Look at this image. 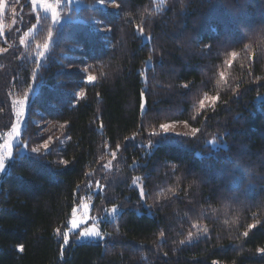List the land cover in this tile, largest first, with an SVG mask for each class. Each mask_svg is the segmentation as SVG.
Listing matches in <instances>:
<instances>
[{
	"label": "trees",
	"instance_id": "1",
	"mask_svg": "<svg viewBox=\"0 0 264 264\" xmlns=\"http://www.w3.org/2000/svg\"><path fill=\"white\" fill-rule=\"evenodd\" d=\"M5 1L30 13L28 0ZM81 1L62 9L61 25L42 15L30 21L37 27L28 55L15 65L13 87L5 85L28 93L27 148L17 146L0 174V264H264V0H125L122 9ZM44 43L50 51L38 69ZM85 67L95 83L83 82ZM81 90L85 98H75ZM206 93L220 97L215 111L211 101L199 109ZM0 108L1 133L12 115L2 100ZM184 121L202 130L195 141L169 134L154 137L155 148L141 146L160 124ZM49 136L48 154L31 151ZM90 196L95 212L116 206L119 215L102 223L104 242L62 250L56 229L67 230L72 208ZM205 227L208 239L180 244Z\"/></svg>",
	"mask_w": 264,
	"mask_h": 264
},
{
	"label": "snow or ice",
	"instance_id": "2",
	"mask_svg": "<svg viewBox=\"0 0 264 264\" xmlns=\"http://www.w3.org/2000/svg\"><path fill=\"white\" fill-rule=\"evenodd\" d=\"M57 2L59 3V0H57ZM31 6H32V10L34 12H37V22H39V20L41 19V17L38 15L39 11L42 9L44 13H48L49 11H51L52 13V21L53 24H59L60 20L58 19L57 15H56V10L55 8H53L50 4L44 3V0H30ZM99 3L101 5L104 6H108V4L110 3L113 7H115L116 9H122L125 5V0H120V2H117V0H99ZM4 11V2L3 0H0V14H2ZM21 20H23V18L21 17ZM15 23V21H14ZM97 25H98V30H102V31H107V32H111V27L110 26H102L103 25V21H96ZM36 25H32V28H35ZM32 28H29L27 32L24 33L23 36L20 37V44L23 45L27 42V36L28 34L32 31ZM16 31H19V29H16ZM137 32L140 35L144 34V29L141 27H137ZM4 35L3 31L0 30V36ZM147 39H150L149 37H146ZM53 39V35L52 32L49 31L48 33V40L51 41ZM112 46V45H110ZM36 47L39 49L41 46L39 44L36 45ZM205 47H208L207 45H205ZM248 45H245V48H248ZM50 48H49V43H44L43 45V51H39L38 52V59L36 61V66L37 68H42L43 65L40 62L39 58H46L47 54L49 53ZM8 52V48H0V53H6ZM231 57L233 59L236 58L237 56V52L233 51L230 53ZM148 63H151V57H149ZM226 63L231 66L232 61H226ZM71 67V66H69ZM83 72L85 73V77H84V83L86 84H93L95 83V81L97 80V77L95 75L92 74H88L89 73V68L85 67L83 69ZM103 74V73H101ZM40 73L37 71H33L32 76H33V80L35 81L36 79H38ZM220 77L221 79L224 78V72H220ZM259 79V78H257ZM184 88H188L189 85L188 84H184L183 85ZM98 95V94H97ZM238 95V94H237ZM74 97L77 99H83L85 98V92L83 90L76 92L74 94ZM28 99V93L26 92L24 94V99L20 100V101H14L13 102V106H15L16 103H19L21 105V109L19 111H17L15 113L16 115V121L14 123L11 124V131L7 133V136L9 137L8 141L6 144L4 145H0V147L3 148H7L8 152H7V156L8 158H11L12 156V152H11V144L14 140L18 139L21 135V123H22V118L24 116V105L25 102ZM220 99V97L217 96H209L207 95V93L205 94L203 99L199 100V109L200 110H204L206 109V101H211V106H212V110L215 111L216 110V106H217V101ZM225 105L228 103V101H224L223 102ZM75 106V105H72ZM140 109L142 111L145 110V103L143 101V93H141V103H140ZM0 112H3V109L0 108ZM193 119H195V117H193ZM185 126H188V122L184 121ZM3 127L7 128L8 125L5 124L3 125ZM61 128H64L65 125H61ZM101 127H103V125H101ZM161 132L158 133L156 131H152L149 133V137H148V143L147 145H141L142 147H147L149 149L155 148L156 145V141L153 139L154 137H159L160 139H165L166 136H168L169 134L181 137L183 139V142L188 143L190 142L189 139H184V138H188L190 137L192 141H195L196 139H198V133H201V129L200 128H196V127H192L190 133L189 132H184V133H179V132H171L173 125L168 124V123H162L159 125ZM2 135V134H0ZM138 134L134 133L133 136L131 138H126V139H131V140H135L136 136ZM70 139V137H69ZM52 137L49 136V138L47 140H45L42 144V148L44 150V152H41V147H35L32 148L31 151L33 153H36L38 156H43L45 154H48L50 152V144L52 143ZM211 143H215V141L211 142ZM105 147H107V145H105ZM25 148H27V144H25ZM122 146L120 144L116 145V150L112 151L110 154L112 156L113 159H116L117 157V152L121 151ZM101 159H103V157H101ZM59 163L67 165L69 162L67 160H62ZM111 167V161H108L107 163L101 165V170L104 169H109ZM172 168L175 170L176 165L173 164ZM5 170V157L0 155V172H3ZM85 175L87 176H92V173H86ZM105 179H107V177H105ZM95 186L97 187V189L101 192H103L104 189V185L101 184L100 180H96L95 181ZM87 187L91 188L92 187V181L90 180ZM132 187H136L139 190V198L140 201L143 203H147L146 197L148 196L147 191L145 190V188L142 186L141 184V178L140 177H134L132 179ZM169 191H172L171 189H169ZM77 207H82L86 210L85 214H87V210L90 209V205L88 204H84V203H80ZM77 207H73L72 208V214L73 217H75V214L77 212ZM149 209H151V205H148ZM117 212V207L113 206V208L111 209V213L115 214ZM97 220H101L102 217H97ZM86 221L85 220H77L75 218L71 219L69 221L70 224V228H68L67 230H65L64 232H61V230L59 228L56 229V233L58 236H62L63 237V244L61 245V249L63 250L64 245H67L69 243V232H75L77 229H80V231L77 233L76 238L80 239L81 237L85 238V239H89V238H93V239H98V240H103L104 239V233L102 232L101 229H99L98 227H96L95 224H93L90 227H83L81 228L82 224H85ZM257 223H259V221H257ZM257 225L254 224H249L247 227L249 230L255 228ZM198 225L197 224H192L191 228H197ZM108 235H111V233H108ZM160 237H164V232L161 231L160 232ZM244 237H248L249 235V231H244L242 234ZM201 238L203 239H208L209 238V230L207 227H205L203 229L202 232V236L200 235H194V233L189 230L188 231V239L187 241L181 240L180 244H185V243H189L191 244L193 242V240H200ZM19 251H24V246L23 245H19L18 246ZM258 252L264 253V248H259L257 250ZM213 264H218L217 261H213Z\"/></svg>",
	"mask_w": 264,
	"mask_h": 264
},
{
	"label": "rangeland",
	"instance_id": "3",
	"mask_svg": "<svg viewBox=\"0 0 264 264\" xmlns=\"http://www.w3.org/2000/svg\"><path fill=\"white\" fill-rule=\"evenodd\" d=\"M159 2H163L164 0H156ZM4 2V11L2 14H0V30L3 31L4 35L0 36V48H8V52L6 53H0V100L4 101L6 105L8 106V109L11 112L12 115V123L16 121V115L15 113L21 109V105L19 103H16L15 106H13L14 101H20L23 100L24 98L18 97L15 94V90L12 88L10 89L8 86L9 85H14L15 79L12 76L15 65H19V63L22 62V60L28 55V51L32 42V39L36 33V27L32 28V25L30 24V21L37 16V12H34L32 10V6L30 3V0H28V5L30 9V13H25L23 16H21V13L18 10H9L7 7V3L5 0ZM44 3L50 4L53 8L56 10V15L58 19L60 20L59 24L55 25H61L66 21L65 17H62L60 12L65 6L69 7H76L80 8L82 6V1L81 0H59V3L57 0H44ZM38 15L42 16H47L52 19V13L49 11L48 13H44L43 10L41 9L38 13ZM21 17L23 20H21ZM15 21V23H14ZM37 23V21H36ZM29 28H32V31L28 34L27 36V42L23 45L20 44L19 40L20 37L24 35L25 32L28 31ZM16 29H19V31H16ZM43 51V49H41ZM8 85V86H5ZM4 95V96H2ZM27 104V101L25 102V106ZM23 122H24V116L22 118V123H21V130L23 127ZM173 125V128L171 132H179V133H184V132H189L191 131V128L189 126H185L184 123H171ZM11 131V127L7 129L6 131H2L0 134V145H4L7 143L9 137L7 136V133ZM19 149L17 150L19 153H24L25 152V146L21 144V139L20 137L16 140H14L11 144V152L13 158L14 156V150L17 146H19ZM8 149L0 147V155L5 157V162L6 160H9L11 158H8L7 156ZM2 172H0L1 174ZM88 204L90 205V209L87 210V214H85L86 210L82 207H77L80 203ZM80 203L76 205L77 207V212L75 214V217H73V214L70 218L77 219V220H85L86 223L81 225V228L83 227H90L93 224L96 225L99 229L102 230V223L103 222H110L113 221L117 215H119L120 211L117 208V212L115 214L111 213V209L106 210L105 209L98 213L95 212L94 210V202H93V196H90V199L88 200L87 197H84ZM97 217H102L101 220H97ZM69 220V221H70ZM68 228H70V224L68 222ZM80 231V229H77L75 232H69V243L71 242L75 245L77 244H84V243H102L105 241L106 237L104 236L103 240H98V239H85L81 237L80 239L76 238L77 233ZM67 244V246H68ZM66 246V245H65Z\"/></svg>",
	"mask_w": 264,
	"mask_h": 264
}]
</instances>
